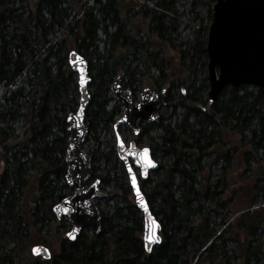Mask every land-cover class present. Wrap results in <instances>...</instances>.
<instances>
[{
	"label": "trees",
	"instance_id": "obj_1",
	"mask_svg": "<svg viewBox=\"0 0 264 264\" xmlns=\"http://www.w3.org/2000/svg\"><path fill=\"white\" fill-rule=\"evenodd\" d=\"M214 0H0V264H264V89L225 88L209 104L207 42ZM88 66L83 145L100 232L73 242L52 207L65 184L66 119L77 110L68 53ZM116 76L132 98L165 88L139 146L157 164L139 179L161 242L143 249V216L115 152ZM241 170V171H240ZM136 172V171H135ZM138 177V173L136 172ZM43 244L50 261L30 249Z\"/></svg>",
	"mask_w": 264,
	"mask_h": 264
},
{
	"label": "water",
	"instance_id": "obj_2",
	"mask_svg": "<svg viewBox=\"0 0 264 264\" xmlns=\"http://www.w3.org/2000/svg\"><path fill=\"white\" fill-rule=\"evenodd\" d=\"M214 2L211 7L212 18L208 25L205 45L209 104L214 103L227 87L237 89L246 85L264 89V0H214ZM68 66L78 78L79 94L77 110L69 113L66 119L69 138L64 159L65 184L72 193L52 207V214L57 221L60 219L68 221L70 229L66 239L68 242H73L84 230L94 235L101 231V218L95 202L106 196L100 191L99 180L88 183V170L92 160L83 148L88 137L85 113L90 103L87 90L90 81L88 66L85 59L75 52L68 53ZM81 77L84 78L83 83H81ZM166 91V89L156 88L143 89L135 102L131 92L123 88L122 78L116 76L110 86V93L112 100L122 107V113L114 123L113 130L124 126L137 136L141 122L147 125L156 123L158 113L165 104ZM115 135L117 158L127 171L134 205L143 216V249L149 254L161 242L159 237L161 227L154 216L150 215L142 193L140 195L146 208L138 203L136 192L131 186L130 175H135L132 170L134 168L139 171L142 179H146L156 170L157 164L150 157V150L147 147H138L134 141H131L127 146L123 143L124 147L121 148L117 141V137L120 138V136ZM120 141H122L121 138ZM129 145L132 147L129 148ZM145 148L148 149L147 160L151 161V164L139 155ZM129 169L132 170L131 173ZM137 188L139 190L138 181ZM153 231L159 237L157 243L145 240V236L151 235ZM34 248L38 250L37 253L33 252ZM30 254L44 261H49L51 258L47 248L42 245L31 248Z\"/></svg>",
	"mask_w": 264,
	"mask_h": 264
},
{
	"label": "snow or ice",
	"instance_id": "obj_3",
	"mask_svg": "<svg viewBox=\"0 0 264 264\" xmlns=\"http://www.w3.org/2000/svg\"><path fill=\"white\" fill-rule=\"evenodd\" d=\"M83 82H84V78L81 77V83H83ZM117 141H118L119 146H120L121 148H123V147H124L123 142L120 141V138H119V137H117ZM128 147L131 148L132 146L129 145ZM147 153H148V149L145 148V149L142 150V152L139 153V155H140V156H141V157H142V158H143L148 164H151V161H148V160H147ZM129 171H130V173H131L132 170L129 169ZM130 181H131L132 189L135 190V192H136V196H137L138 203H139L142 207H145V208H146V206L144 205L143 199L141 198L140 192H139V190H138V188H137V181H136V177H135V175H130ZM153 223H155V222H153ZM145 240H146L147 242H150V243H157V242H159V237L156 236L155 232L153 231L151 235H146V236H145ZM146 247H147V245H146ZM149 250H150V249H149ZM33 252H34V253H37L38 250L34 248V249H33Z\"/></svg>",
	"mask_w": 264,
	"mask_h": 264
},
{
	"label": "flooded vegetation",
	"instance_id": "obj_4",
	"mask_svg": "<svg viewBox=\"0 0 264 264\" xmlns=\"http://www.w3.org/2000/svg\"><path fill=\"white\" fill-rule=\"evenodd\" d=\"M138 96H139V95H138ZM138 96H137V98H138ZM131 97H132V95H131ZM137 98H136V99H137ZM135 102H136V101H135ZM121 109H122V107H121ZM119 117H120V116H119ZM117 120H118V119H117ZM115 122H116V121H115ZM115 122H114V123H115ZM141 123H144V122H141ZM141 123H140V124H141ZM140 124H139V125H140ZM144 124H146V123H144ZM146 125H147V124H146ZM113 127H114V126H113ZM120 127H124V126H120ZM125 128H126V127H125ZM128 129H129V128H128ZM113 132H114V135L117 134V133H116V130H115V131L113 130ZM131 132H132V131H131ZM132 134H133V133H132ZM117 135H118V134H117ZM120 138H121V137H120ZM115 139H116V135H115ZM121 140H122V138H121ZM131 141H133V140H130L129 142H131ZM122 142L125 144L124 140H122ZM129 142H128V143H129ZM134 142H135V141H134ZM115 144H116V141H115ZM135 144H136V143H135ZM125 145H126V144H125ZM136 146H138V145L136 144ZM138 147H140V146H138ZM147 148H148V147H147ZM148 149H149V148H148ZM115 152H116V147H115ZM116 155H117V154H116ZM117 159H119V158H117ZM152 159H153V158H152ZM153 160H154V159H153ZM119 161H120V160H119ZM120 162H121V161H120ZM122 165H123V164H122ZM124 170H125V168H124ZM126 172H127V171H126ZM135 174H136V172H135ZM136 177H137V176H136ZM137 179H138V180L140 179V178H139V175H138ZM138 180H137V181H138ZM138 182H139V181H138ZM65 238H66V235H65ZM66 240H67V239H66ZM38 245H39V244H38ZM42 246H44V245H42ZM45 248H46V247H45ZM30 250H31V249H30ZM30 255H31V254H30ZM32 257H33V256H32ZM33 258H34V257H33ZM50 259H51V258H50ZM35 260H37V261L39 260L40 262H41V261H44V260H42V259L39 258V257H38V258H35ZM49 261H50V260H49Z\"/></svg>",
	"mask_w": 264,
	"mask_h": 264
},
{
	"label": "rangeland",
	"instance_id": "obj_5",
	"mask_svg": "<svg viewBox=\"0 0 264 264\" xmlns=\"http://www.w3.org/2000/svg\"><path fill=\"white\" fill-rule=\"evenodd\" d=\"M137 100V99H136ZM122 140H124V142H125V144H126V146H127V144H128V142L131 140L130 139V137H129V135L127 134L126 136H125V138H123ZM140 147H144V146H142V145H139ZM241 171V170H240ZM137 176V175H136ZM39 245H43V244H39ZM35 246H38V245H35ZM44 247H46L45 245H44ZM47 248V247H46Z\"/></svg>",
	"mask_w": 264,
	"mask_h": 264
}]
</instances>
